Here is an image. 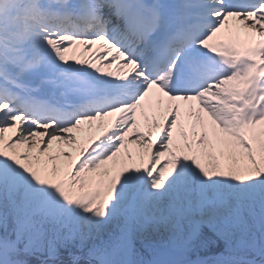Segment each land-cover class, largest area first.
I'll use <instances>...</instances> for the list:
<instances>
[{"label":"snow or ice","instance_id":"6c2138e0","mask_svg":"<svg viewBox=\"0 0 264 264\" xmlns=\"http://www.w3.org/2000/svg\"><path fill=\"white\" fill-rule=\"evenodd\" d=\"M0 264H264V0H0Z\"/></svg>","mask_w":264,"mask_h":264}]
</instances>
